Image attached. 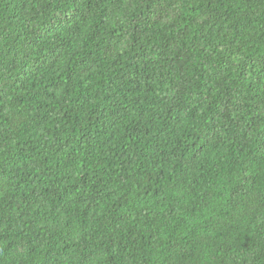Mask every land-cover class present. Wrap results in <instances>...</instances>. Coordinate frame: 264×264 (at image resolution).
Listing matches in <instances>:
<instances>
[{
	"label": "trees",
	"instance_id": "16d2710c",
	"mask_svg": "<svg viewBox=\"0 0 264 264\" xmlns=\"http://www.w3.org/2000/svg\"><path fill=\"white\" fill-rule=\"evenodd\" d=\"M0 264H264V0H0Z\"/></svg>",
	"mask_w": 264,
	"mask_h": 264
}]
</instances>
